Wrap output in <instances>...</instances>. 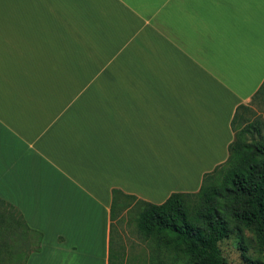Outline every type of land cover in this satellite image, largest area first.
I'll use <instances>...</instances> for the list:
<instances>
[{"label":"crops","instance_id":"1","mask_svg":"<svg viewBox=\"0 0 264 264\" xmlns=\"http://www.w3.org/2000/svg\"><path fill=\"white\" fill-rule=\"evenodd\" d=\"M263 83L264 0H0V197L42 233L27 264H111L123 201L197 192Z\"/></svg>","mask_w":264,"mask_h":264},{"label":"trees","instance_id":"2","mask_svg":"<svg viewBox=\"0 0 264 264\" xmlns=\"http://www.w3.org/2000/svg\"><path fill=\"white\" fill-rule=\"evenodd\" d=\"M263 92L264 83L255 93V98ZM238 108L250 110L244 105ZM245 117L242 119L246 123L241 130H236L228 145L226 161L204 174L197 192H172L161 203L137 200L141 206L136 218L138 228L145 234L165 233L191 259L190 264H233L223 254L220 245L233 231L237 235V247L241 250L242 261L238 264H262L247 254L242 228L244 226L254 232L259 249L264 251V139L244 138L242 134L253 128L260 132L258 126L248 116ZM233 121L235 123V118ZM218 173L221 178L216 182ZM191 194L198 196L193 216L186 205V197ZM20 226H23L28 242L20 251L17 246L10 249L11 243L3 235ZM31 230L21 212L0 197V264H4L6 255L14 254H24V263L30 252L40 250L42 233Z\"/></svg>","mask_w":264,"mask_h":264},{"label":"rangeland","instance_id":"3","mask_svg":"<svg viewBox=\"0 0 264 264\" xmlns=\"http://www.w3.org/2000/svg\"><path fill=\"white\" fill-rule=\"evenodd\" d=\"M73 22H75L74 18ZM61 29L62 28H58V31H60ZM28 61L31 60L25 59V65L26 62L28 63ZM74 62L78 63L79 68L80 66H83V63H86L87 60L83 59V57L81 56V60H76ZM119 62V65H121V61ZM116 63H118V61L112 58L106 60L105 66H103V68L98 69L94 76H88V78L90 79V83L94 85L115 83L114 77L111 75V73H108V71L110 70V68H115V66L117 65L114 64ZM75 71L76 69L71 71V76L67 75V81L72 80V83H74L75 81L80 82L81 80L86 78V76H74ZM32 79L33 77H27L26 79L24 77V82L32 83ZM90 95L92 96V98H95L96 92H90ZM251 107L252 108L250 109L252 114L249 118L250 120H252L255 126H258L260 132L258 133L253 128L250 130V132H246L242 135L248 140H263L264 92L261 94L258 100H253ZM243 126V122L238 123L237 130H241ZM219 178H221V174L218 173L215 177V180H217L216 182H218ZM186 205L189 214L193 216L198 205V196L195 194L187 196ZM140 207V203L132 200L131 198H127L123 201L120 208L122 211V215L120 218L114 221V228L112 231L111 264H190L191 259L187 255H185L182 252L181 247L172 242L169 236H167L165 233L153 232L151 234H145L138 228L136 218ZM24 221L26 222L25 219ZM242 230L244 244L247 247V254L253 259L260 260L261 263L264 264V251L259 249L255 240L254 232L244 226ZM23 231H25L23 226H20L12 230L13 233L11 232L7 235H3L4 239L8 240V242L11 243V245L9 246L10 249L17 246L18 250L20 251V248H22V246L28 242L26 232L25 234H23ZM31 231H33V229ZM237 241L238 239L236 232L233 231L230 236L223 239L220 243L223 254L233 264H238L242 261L240 256L241 250L237 247ZM38 251L39 250L30 252L26 257L24 263V258L22 257L24 256V254H14L11 256L6 255L4 264L5 262L7 264H27L31 254ZM16 259L17 261H15Z\"/></svg>","mask_w":264,"mask_h":264}]
</instances>
